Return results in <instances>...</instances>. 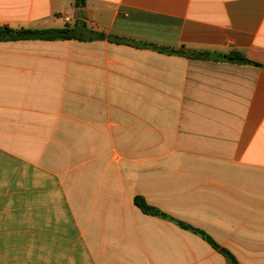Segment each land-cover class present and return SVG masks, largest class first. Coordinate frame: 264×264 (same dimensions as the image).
Returning a JSON list of instances; mask_svg holds the SVG:
<instances>
[{
    "label": "crops",
    "instance_id": "1",
    "mask_svg": "<svg viewBox=\"0 0 264 264\" xmlns=\"http://www.w3.org/2000/svg\"><path fill=\"white\" fill-rule=\"evenodd\" d=\"M0 27L75 35L0 42V264H230L199 232L264 264V0H0Z\"/></svg>",
    "mask_w": 264,
    "mask_h": 264
},
{
    "label": "trees",
    "instance_id": "2",
    "mask_svg": "<svg viewBox=\"0 0 264 264\" xmlns=\"http://www.w3.org/2000/svg\"><path fill=\"white\" fill-rule=\"evenodd\" d=\"M86 5V0H75V7L77 9H82ZM74 31L65 28L62 30L59 29H51V30H42V31H34V30H26V29H20V30H14L7 27H0V42L1 41H22V40H44V41H56V40H71L74 39ZM160 52H165L168 54H181L186 55L189 57L194 58H213V59H225L233 62H238L240 64H248L250 63L249 60H247L242 54L239 52H231L228 55H215L211 53H201V54H187L185 50H168V49H159ZM135 205L144 213L147 215L152 216H159L166 218L167 216L160 211L156 210L155 208L149 206L147 202L141 198L136 197ZM180 226L183 228L192 229L191 227L180 223ZM205 240H207L216 250H218L220 253H222L230 262V264H238L236 259L228 252L226 249L220 248L215 242L211 240V238L207 235H205L203 232H199Z\"/></svg>",
    "mask_w": 264,
    "mask_h": 264
},
{
    "label": "built area",
    "instance_id": "3",
    "mask_svg": "<svg viewBox=\"0 0 264 264\" xmlns=\"http://www.w3.org/2000/svg\"><path fill=\"white\" fill-rule=\"evenodd\" d=\"M66 20L69 22V19L68 18Z\"/></svg>",
    "mask_w": 264,
    "mask_h": 264
}]
</instances>
